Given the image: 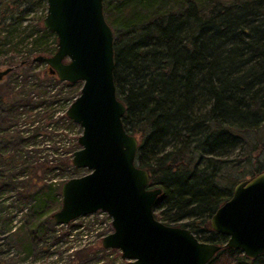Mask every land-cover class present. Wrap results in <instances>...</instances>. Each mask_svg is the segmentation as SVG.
<instances>
[{"label":"trees","instance_id":"trees-1","mask_svg":"<svg viewBox=\"0 0 264 264\" xmlns=\"http://www.w3.org/2000/svg\"><path fill=\"white\" fill-rule=\"evenodd\" d=\"M102 13L112 32L121 124L137 140L134 162L148 187L161 190L153 217L225 243L209 226L211 214L244 179L238 169L248 178L264 171V0H102ZM44 14L40 0H0V66L28 71L0 86V200L10 193L27 204L16 225L0 214V234L16 247L9 256L0 251V264L45 250L60 186L76 171L77 125L65 110L80 83L32 61L55 51ZM37 137L46 147L40 158ZM83 251L72 252V264ZM205 264H264V253L251 259L222 247Z\"/></svg>","mask_w":264,"mask_h":264},{"label":"water","instance_id":"water-1","mask_svg":"<svg viewBox=\"0 0 264 264\" xmlns=\"http://www.w3.org/2000/svg\"><path fill=\"white\" fill-rule=\"evenodd\" d=\"M42 26L56 37L55 51L36 55L60 81L79 82L78 94L65 115L81 129L70 163L85 168L60 186V204L52 212L57 225L78 216L103 212L111 231L104 249L119 251L128 264H205L222 247L248 258L264 253V171L238 181L230 197L209 218L210 228L227 237L223 244L200 241L181 226L153 217L161 193L148 187V176L134 162L137 140L127 133L112 80V32L102 13V0H40ZM12 67L0 69V80Z\"/></svg>","mask_w":264,"mask_h":264},{"label":"rangeland","instance_id":"rangeland-1","mask_svg":"<svg viewBox=\"0 0 264 264\" xmlns=\"http://www.w3.org/2000/svg\"><path fill=\"white\" fill-rule=\"evenodd\" d=\"M39 11L36 12V15ZM32 13L28 17H31ZM20 55H16V60H18ZM5 66L1 65L0 69ZM43 65H36L35 70L42 69ZM25 68H11V70L2 78L0 81V86L5 85L7 82L15 78V74L18 71L28 72L24 70ZM19 77V76H18ZM54 108H57L55 103ZM37 109V108H36ZM25 118L22 117L21 128H27L29 125ZM74 132V131H73ZM81 132L79 126L75 130V135L78 136ZM31 147H29L30 149ZM32 148L36 150V156H42V149H46L42 146L40 142V137H37L35 141L32 142ZM50 152V150H49ZM246 169H238L236 172H240L242 179L248 178ZM87 172L85 168H76L73 176H80ZM24 173H22L23 175ZM245 174V175H244ZM72 176V177H73ZM67 179V178H66ZM5 195L3 199L0 200V214L7 215L10 217V226L16 225L21 221L24 214L26 213L27 204L21 201H17L13 198L12 194ZM177 226H180L177 224ZM1 227V225H0ZM52 232L47 233V238L44 240V251L36 252L35 256H28L19 264H72L71 260L75 258L72 252L75 250L84 249L86 255L80 260L76 261L74 264H128L127 260L120 259L119 251H110L112 249H105L102 251L100 249V240L102 236L109 233L112 229L110 226V217L105 213H92L71 220L67 224L56 225ZM0 251L4 256H9L15 253L16 247L8 238L5 237L4 233L0 234Z\"/></svg>","mask_w":264,"mask_h":264},{"label":"built area","instance_id":"built-area-1","mask_svg":"<svg viewBox=\"0 0 264 264\" xmlns=\"http://www.w3.org/2000/svg\"><path fill=\"white\" fill-rule=\"evenodd\" d=\"M98 213H103V212H98Z\"/></svg>","mask_w":264,"mask_h":264}]
</instances>
